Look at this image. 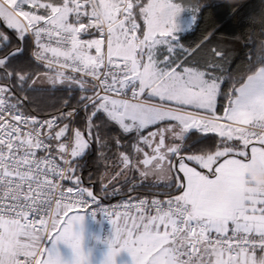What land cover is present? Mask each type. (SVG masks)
Masks as SVG:
<instances>
[{
    "label": "snow or ice",
    "instance_id": "obj_1",
    "mask_svg": "<svg viewBox=\"0 0 264 264\" xmlns=\"http://www.w3.org/2000/svg\"><path fill=\"white\" fill-rule=\"evenodd\" d=\"M201 7L0 0V264H67L59 243L71 264H90L79 225L97 212L112 226L103 264L122 251L133 264H264V188L248 179L264 168V54L253 61L246 51L247 67L231 72L230 54L210 47L202 66H186L214 35L180 44L181 14L195 24ZM45 80L79 93L51 119L32 108ZM197 133L216 135L197 147ZM93 143L98 193L80 175ZM146 184L179 194L108 207L98 199Z\"/></svg>",
    "mask_w": 264,
    "mask_h": 264
},
{
    "label": "trees",
    "instance_id": "obj_2",
    "mask_svg": "<svg viewBox=\"0 0 264 264\" xmlns=\"http://www.w3.org/2000/svg\"><path fill=\"white\" fill-rule=\"evenodd\" d=\"M142 3H147V0H141ZM174 2H181V0H174ZM185 4H196L197 0H183ZM202 5L200 11L197 13V21L195 24L192 23V27L188 30L180 32L178 38L180 44L186 49H192L198 45L205 34L214 32L210 40L204 44V47L196 56H187V65L189 67L202 66L204 61L208 58V50L210 47H220L223 48L227 53L230 54L229 61V71L235 72L237 68L244 69L247 67L245 63V52L250 53V59L255 60L254 56V40L259 35L258 32L253 30L250 25L246 22V17L249 13L257 10L264 0H235L234 3L228 4L224 0H199ZM137 23L143 24L142 18L137 20ZM10 31V30H9ZM139 33V32H138ZM140 35V33H139ZM247 42L248 47L245 48L244 45ZM180 55H184L180 53ZM40 90L33 92L32 95L36 97L37 105H32V108L40 112V115H46L53 112H57L61 109L64 99L69 98V96H75L78 98V92L70 93L68 90H59L65 86L56 85L53 86H37ZM229 87L226 81L222 88L227 89ZM70 104L75 105L76 100L71 99ZM222 104H226V101L221 97H218L217 107L222 113ZM63 110H72L71 108H63ZM79 115L81 118L84 116L83 110H80ZM118 131V127H112L108 129L109 134ZM216 134L208 133L202 135L197 133V137L201 138V143L197 144V147L204 146L207 143L210 146V141L208 138L214 137ZM195 139V138H194ZM218 139V137H217ZM193 141H188L192 144ZM97 145L95 143L91 146V153L85 157L82 163L85 164L82 172L80 173L81 178L84 182V186L92 187L93 191L98 193L100 184L97 181V168L93 165L92 161L96 154ZM191 163V162H188ZM100 172L103 169H99ZM89 172L93 173L92 180L95 183H89ZM165 192H172L173 194L179 193L176 189H168L162 185H157L155 187L149 185H142L135 191L129 193L127 191V186L120 195L104 197L100 194L98 197L101 199L109 198H119V197H134L140 194H158L160 196H165Z\"/></svg>",
    "mask_w": 264,
    "mask_h": 264
},
{
    "label": "crops",
    "instance_id": "obj_3",
    "mask_svg": "<svg viewBox=\"0 0 264 264\" xmlns=\"http://www.w3.org/2000/svg\"><path fill=\"white\" fill-rule=\"evenodd\" d=\"M65 183L67 184L69 182ZM81 214H84V212ZM79 230L82 234V247L84 252L89 256L90 264H103L105 256L108 252V245L106 241L112 236V228L108 237L105 240H102L100 238L99 218L86 214L82 224L79 225ZM57 248L67 264H71L72 250L63 243H59ZM115 260L116 264H133L131 256L126 251L120 252L116 256Z\"/></svg>",
    "mask_w": 264,
    "mask_h": 264
},
{
    "label": "clouds",
    "instance_id": "obj_4",
    "mask_svg": "<svg viewBox=\"0 0 264 264\" xmlns=\"http://www.w3.org/2000/svg\"><path fill=\"white\" fill-rule=\"evenodd\" d=\"M225 3L232 4L235 0H224ZM246 22L253 30L259 33L254 40V51L256 53L264 54V4L257 10L249 13L246 17ZM248 179L257 187L264 188V168L249 169ZM231 196V192L225 189L222 192V198L227 199Z\"/></svg>",
    "mask_w": 264,
    "mask_h": 264
},
{
    "label": "built area",
    "instance_id": "obj_5",
    "mask_svg": "<svg viewBox=\"0 0 264 264\" xmlns=\"http://www.w3.org/2000/svg\"><path fill=\"white\" fill-rule=\"evenodd\" d=\"M137 35H139V34L137 33ZM63 111L67 112V111H71V110H63ZM53 114H58V111L57 112L50 113V114H46V115H40L39 118H48V119H51ZM57 162L62 163V161H59V158L58 157H57ZM134 197H137V198H146L149 201L151 199H153V198L160 199V200H166L168 198L167 196H160L158 194H140V195L134 196ZM129 198L130 197H119V198L101 199V198L98 197V199L101 202V206L102 207H108L110 205H115V204L120 203V202H127ZM132 203L133 204L138 203V199H133L132 200ZM93 210H97V209H95V206H93L90 209H86L85 211L88 212V213H90ZM123 210L124 209H121V211H123ZM89 215H91V214H89ZM95 217L99 218V220H100V238L102 240H105L108 237V234H109L112 226H111L109 220L104 215H102L101 213L97 212V214H96Z\"/></svg>",
    "mask_w": 264,
    "mask_h": 264
},
{
    "label": "rangeland",
    "instance_id": "obj_6",
    "mask_svg": "<svg viewBox=\"0 0 264 264\" xmlns=\"http://www.w3.org/2000/svg\"><path fill=\"white\" fill-rule=\"evenodd\" d=\"M187 5H191V4H187ZM187 16H188V14L187 13H182L181 14V16H180V18H179V20H180V24H181V31H179L178 33H177V36H178V34L180 33V32H183V31H185V30H188L189 28H191L192 27V22H191V20H189L188 18H187ZM142 38V37H141ZM162 48L164 47V46H161ZM179 51V50H178ZM165 54H167L166 53V50H165ZM162 58V57H161ZM51 84L48 82V81H44V82H42V83H39L37 86H50ZM52 86V85H51ZM189 166L190 167H196L197 168V170L198 171H200L201 169L199 168V165H197V164H195V162H191V163H189ZM249 169H251V168H249ZM249 169H248V172H249ZM204 171H206V170H204ZM179 176H183V173H179ZM225 189H227L228 191H229V189H228V187L225 185V186H223L219 191H218V195L222 198V192L225 190ZM177 194H179V193H177Z\"/></svg>",
    "mask_w": 264,
    "mask_h": 264
}]
</instances>
